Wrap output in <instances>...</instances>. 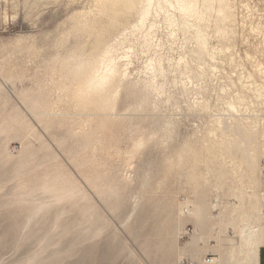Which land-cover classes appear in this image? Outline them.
I'll use <instances>...</instances> for the list:
<instances>
[{"label":"rangeland","instance_id":"374dc122","mask_svg":"<svg viewBox=\"0 0 264 264\" xmlns=\"http://www.w3.org/2000/svg\"><path fill=\"white\" fill-rule=\"evenodd\" d=\"M235 1L230 36L204 23L214 56L156 16L157 45L135 44L107 101L66 65L93 0H0V264H205L212 244L219 264L258 263L240 240L249 222L264 243V0Z\"/></svg>","mask_w":264,"mask_h":264},{"label":"bare ground","instance_id":"6f19581e","mask_svg":"<svg viewBox=\"0 0 264 264\" xmlns=\"http://www.w3.org/2000/svg\"><path fill=\"white\" fill-rule=\"evenodd\" d=\"M93 2L95 7L89 13L78 18L79 21H74L69 32L66 33L78 36L81 35L80 32L82 34L87 32V36L92 38L90 45L86 44V39H80L71 47L66 57L67 64L63 62V59L61 61L70 66L67 67L70 69L67 72L71 71L70 74L73 73L74 77L82 79L79 88L83 92L81 95L87 98V96L102 94L106 95L105 100L107 101L109 98L114 99L123 85L131 83L132 79H130L127 67L130 63L128 60H131L130 56H132L131 49L135 47V44L140 43L146 51L157 45L153 40L154 34H156L154 32L156 16L164 14L166 22L172 27L171 32L169 31L172 34L179 29L183 30L185 34L192 33L197 41V51L214 56V53L209 51V38L204 23L207 20H213L217 33L230 36V33L235 30L233 23L238 14L235 9V0H93ZM209 22L207 23L208 27H210ZM129 27L132 28L130 31L134 34V38L131 39L130 44L126 45L125 42L128 38L126 32ZM113 35L115 36L114 40L110 39ZM59 44H62L61 41ZM57 53L59 54V51ZM162 58L151 57L148 63L149 73L152 74L148 82L151 87L156 85L154 79L158 73L161 74L164 70ZM159 86L158 88H160ZM231 105L234 106L233 103ZM234 130L236 138L233 143L237 144L239 149L243 148L244 161L251 165L252 170L255 169L257 156L251 147L257 139L256 131L244 125L237 126ZM257 213L264 214V209L258 210ZM241 230L243 236L240 244L243 245L244 251L241 254L242 260L254 261L259 253V241L255 239L259 226L251 225L248 222ZM214 260L215 264L220 263L219 256H215Z\"/></svg>","mask_w":264,"mask_h":264},{"label":"crops","instance_id":"0c3cea01","mask_svg":"<svg viewBox=\"0 0 264 264\" xmlns=\"http://www.w3.org/2000/svg\"><path fill=\"white\" fill-rule=\"evenodd\" d=\"M204 253L207 256L210 255V254H218V250H217L216 244H212V246L206 248V251ZM257 264H264V243H262L261 246H260L259 257H258V263Z\"/></svg>","mask_w":264,"mask_h":264},{"label":"built area","instance_id":"2783aa9c","mask_svg":"<svg viewBox=\"0 0 264 264\" xmlns=\"http://www.w3.org/2000/svg\"><path fill=\"white\" fill-rule=\"evenodd\" d=\"M214 256H206L205 258H204V263L205 264H213L214 263Z\"/></svg>","mask_w":264,"mask_h":264}]
</instances>
